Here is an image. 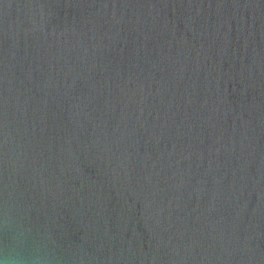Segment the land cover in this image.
<instances>
[{
	"label": "water",
	"instance_id": "1",
	"mask_svg": "<svg viewBox=\"0 0 264 264\" xmlns=\"http://www.w3.org/2000/svg\"><path fill=\"white\" fill-rule=\"evenodd\" d=\"M264 264V0H0V259Z\"/></svg>",
	"mask_w": 264,
	"mask_h": 264
},
{
	"label": "clouds",
	"instance_id": "2",
	"mask_svg": "<svg viewBox=\"0 0 264 264\" xmlns=\"http://www.w3.org/2000/svg\"><path fill=\"white\" fill-rule=\"evenodd\" d=\"M0 264H18V261L14 258L0 259Z\"/></svg>",
	"mask_w": 264,
	"mask_h": 264
}]
</instances>
